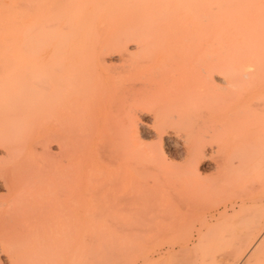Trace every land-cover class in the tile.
Segmentation results:
<instances>
[{"label": "bare ground", "instance_id": "1", "mask_svg": "<svg viewBox=\"0 0 264 264\" xmlns=\"http://www.w3.org/2000/svg\"><path fill=\"white\" fill-rule=\"evenodd\" d=\"M104 1L103 3L101 1L97 3L101 6L106 3V0ZM168 1L176 2V8L182 12L177 29L167 32H159V30L154 32L138 29H128L129 31H79L74 28L63 37H60L51 55V106L50 111L46 115H44L46 111L27 110L31 106H36L39 98L38 94H43L36 88L35 82H32L37 80L34 68L29 70L27 68L22 69L20 81L21 84L24 81L26 83L19 86L16 90L14 85H0V264H56V255H67L72 247V210L74 209L79 215V217L77 216L79 220L77 224L82 225L86 214L90 217V213L86 212L89 211V207L88 209L86 208L87 190L85 191V189L87 185L88 187L97 188L94 191L95 193L91 192L96 195L95 197L91 196L92 200L101 194V192L97 193L98 189L102 190V193L103 191L104 193L106 192V195L107 193L110 194V192L117 194V201L114 204L117 206L116 209L113 208L116 210L115 220L117 222L113 223L117 225L122 223L121 230L118 229L120 241L115 246L116 241L113 240L114 247L117 249L115 252H111L113 245L110 247L109 252L111 253L105 255L103 264H147L148 262L159 261L164 253L171 255L176 252L186 251L190 245L193 246L194 241L198 240L200 231H196L195 239L193 235H188L189 237L183 239V237L181 238L175 234L173 222L176 217L177 219L179 217L177 216L179 208L181 210L185 208L183 202L186 199L182 200L181 205L177 196L173 195H176L174 192L178 191L181 194L184 193L182 187L187 190L186 185L190 179H193V177H188L187 174H193L194 176L193 172L196 173L197 170L196 167V169L193 168L196 164L195 161L200 160L209 153H220L226 149H231L227 155H225L226 152L222 154L221 163L218 162L217 165L218 173L223 174L225 170L233 167V162L231 161L233 156H230L232 153L237 152V154H240L246 152L249 143L251 144V139L264 141V135L263 137L262 135L259 136L263 134L259 124V127L257 126L259 134L256 132L257 129H254L257 122L259 123L260 119H264V79H262L264 70L261 71V68H259L260 71L257 72L260 74H258L254 68V66H257V68L262 66L259 65L264 59L262 58L261 60V57L264 56L262 55L264 54L262 47L260 46L257 49L253 47L252 49L254 51L256 49V51L253 52L251 49V52H248L249 55L246 54L248 58L249 56L252 59L253 57L255 59L257 57L260 58V60L257 59L258 62L260 61L257 65L254 64L258 63L254 59V63L251 61L252 59H248L245 62L247 64L248 61H251L253 63L251 67H253L255 72L249 71V73H244L240 77L241 75H236L235 68L238 67L233 69L231 66L232 64L235 66V61L230 58L227 40H222L218 37L214 30V25L218 23L214 16L215 12L217 14L221 12L225 3L222 0ZM52 2L49 0V7L47 8L55 11L56 6L54 3H57L58 0H52ZM120 4L122 5L123 3L120 2ZM120 4L118 3V5ZM44 7L46 6L44 5ZM39 8V10L42 9L41 7ZM27 9L29 10V8ZM107 10H111V8ZM36 11L38 14V10ZM45 11L46 15L49 14L47 9L42 12ZM22 13L21 17L25 18L27 13H24V11ZM109 13L107 11L106 15ZM104 17L106 18V16ZM86 18H90L89 14ZM245 18L247 19L246 16ZM235 20L233 19L232 21L234 22ZM100 25L103 29V24ZM79 26L81 25L79 24ZM237 31L239 32V30ZM242 36L244 35L242 34ZM254 54L259 56L255 57L256 55L254 56ZM229 58L234 63L231 62L229 64ZM140 59L141 63L147 62V66L155 71L154 80L147 86L149 91L145 94H138L136 100L133 101L134 104H128L129 107H127V98H123V94V97L119 98L111 94L113 91L112 86L108 85L106 81L111 78L110 75L112 73L117 72L115 70H118L116 69L118 66L113 65L114 61L135 63ZM248 64L251 65L250 63ZM124 66V70L127 71L126 67L128 66L125 64ZM252 72L255 74L253 75ZM256 74H258L257 78L255 77ZM117 78L119 79L118 76ZM245 78H252L254 81L248 84ZM118 79L116 80L119 82L120 79ZM215 80L220 81L223 85H216ZM118 82L116 83L118 84ZM128 84L126 85L125 82L124 85L127 87ZM130 84H133V82ZM136 85L134 84V89ZM121 86L117 85V88H120L119 91H123V87H125ZM104 89L108 91L107 96H104L106 94H104ZM128 91L130 90L128 89ZM140 91L138 90V92ZM131 95L133 94L131 93ZM152 97L154 99L153 103L150 102L151 106H147L145 102ZM42 99L44 100V98ZM258 100L261 102L259 101L258 103ZM44 101L46 102V98ZM254 103L256 107V120L254 122L256 123L253 124V118L250 123L246 121L245 116H248L247 113H250L248 112L249 107ZM143 111L152 112V119L150 120H152L154 127V138L157 140L150 144L138 141L141 152L145 153L146 157L150 158L154 164L152 168H148L147 163L145 172L141 171L144 174L137 172L139 170L137 168L136 170L128 167L123 160L127 149H129L128 144L132 143V139H137V122L141 121L140 119L138 120V116ZM113 113L117 115V117H111L116 118L115 125L118 124L117 137L112 131L108 133L111 139L113 136H110V134L116 137H114L112 144L116 139L118 147L114 148V144L112 145L111 143L112 147H110L108 138L103 137L101 134L102 139H105L102 143H106V148L103 145L102 150L100 149L102 143H100L99 124L107 120L109 121L105 122V125L109 124L110 119L108 118ZM252 113H250V116H252ZM40 114H43V118ZM256 116H259V118L257 117V119ZM40 117L41 125L38 126L37 120ZM91 119L92 125L89 124V127L91 129L92 126V131L88 138L85 137L87 139L85 144L87 143L86 145L88 146L87 155L84 156V151L81 150L84 158L86 157L87 163L77 168V158L74 152V123L78 129L79 123L84 122L86 124ZM245 122L248 123L246 124ZM251 124L255 126H253V129L252 126L250 127ZM262 124L264 126V123ZM109 125L111 126V124ZM109 125L106 126V129ZM247 125L252 131L248 127L246 128ZM112 126L114 130L116 126ZM212 127H214V130H212ZM25 131L27 132V137L23 139L21 134ZM146 131L148 132V129L144 128L143 134L141 133L143 137L149 135L148 133V135L146 134ZM181 131L183 132L182 142L179 144L174 140L171 133L174 135ZM208 131L216 133L220 141V145H216V150L210 149L209 152L207 145L211 143L210 140L215 135L211 132V134H208ZM86 133L84 136L88 135ZM39 134L41 136V139H39L40 143L48 152V160L36 158V145L33 140ZM164 136L167 137L165 145L168 146V149L166 151L163 150L162 145ZM85 144L81 146L86 148ZM179 146L183 148L182 150L180 148V151H183L182 156L181 152L176 150ZM78 150L80 149L78 148ZM167 160L181 162V164H176L177 172H169L170 175L163 174L162 167L166 166ZM133 164L135 166V163ZM149 164L151 165V163ZM86 166L88 167L87 171L92 170L91 167L93 166L96 172V174L92 172L90 176H87L90 180L88 184L80 182L82 177L80 173ZM138 167H140L139 164ZM258 169L257 167L253 168V170ZM137 173H141L140 175L142 176H138ZM196 174H199V172ZM196 174L195 176H198ZM147 175L154 180L153 188L157 189L158 187L164 195L159 202L160 207L158 208H161V210L155 209L153 206L150 209V206H148L150 210L144 209L147 213L144 210L143 213L141 208L138 209L139 211L141 210L140 212L134 208L133 202L135 201H132V199L137 196L133 197L134 193L131 196L132 199H128L126 196L134 192L137 187L143 189L145 185H143L142 181ZM146 191L149 192V189ZM151 193L149 192V196ZM152 195L150 196L151 198H156L152 197ZM103 196L107 199L110 197L105 196V194ZM149 196L147 195L148 198L144 197L148 200ZM138 197H141V192ZM153 199H151L152 204ZM138 200L140 199L138 198ZM257 201L251 195H243L240 197L239 204L240 207H244L248 203L253 204ZM138 202L136 201L135 204ZM93 203L95 202L93 201ZM107 204L110 205V203ZM236 204L237 202H233L229 205H224L221 214L217 212V215H226L230 209L235 208ZM158 210H160V213H158ZM101 215L98 217L100 218ZM215 217L214 214L210 215L209 221L216 219ZM112 218L114 219V216ZM262 229H264L263 226ZM261 233L263 232L261 231ZM83 241L85 242V239ZM257 244L260 243L258 242ZM253 250V252L256 251V249ZM129 251L133 252L130 253ZM128 253L133 255L130 261H127ZM226 256L224 264H230V258ZM240 261L239 259H233L231 263L241 264Z\"/></svg>", "mask_w": 264, "mask_h": 264}, {"label": "rangeland", "instance_id": "2", "mask_svg": "<svg viewBox=\"0 0 264 264\" xmlns=\"http://www.w3.org/2000/svg\"><path fill=\"white\" fill-rule=\"evenodd\" d=\"M100 1L103 3L104 0H100ZM100 1L99 0H63V1L61 0L59 3V0H58L57 3L59 4L54 3L56 6V9H54L55 11L53 10L51 11L50 9L47 8L49 7L48 5L49 0H44V1L43 0H33V1L32 0H25V1L23 0L21 1L20 0H0V85L1 84L3 85L6 84V86L14 85L15 90H16L17 88H19V86L26 83V81H24L21 84V81H20L22 77L21 76L22 69L27 68V70H29L30 68L31 69L34 68L36 70L37 80H34L32 82H35L36 88L40 91V93H43V94H38L39 98H38V102L36 106H31L27 110L37 111V112L46 111L44 115H46V113L50 111V106H51L50 67H51L52 51H53L54 46L58 42V39L66 35L71 29L75 28V29H78L79 31L80 30L129 31L128 29L130 30L138 29V30H143V31L145 30V31L157 32L159 30V32H164V31L167 32V31L177 29V27H179L178 24L180 21V16L182 15V12L176 8L177 3L174 1L170 2L168 0H125V1L115 0L113 4V0H106V3H104L101 6L99 3H97ZM222 1L223 3L226 4V6L224 4L223 6L224 8H222V11L219 12L218 14L217 12H215L214 16L216 17V20H218V23L214 25L215 26L214 30L218 34V37H220L222 40L226 39L228 42L227 45L230 49L229 50L230 58L234 59L233 61H235V66L233 64L231 65L232 68L234 69V67H238V68H235L236 73H237L236 75L238 76L241 75L240 77H242L244 73H247V72L249 73V71L250 72L256 71V73L260 74L257 71H260L259 68H261V71L264 70V64H262L264 63L262 62L264 60V59L262 60L264 56L261 57L262 61L261 62L259 61L260 62L259 64L257 60V59L260 60V58L257 57L260 55L259 53H258L259 55L254 54V56L256 55L255 57H257V59L253 57V59L256 60V62L258 63H254V60L250 56L248 58L246 54H248L249 51L251 52V49L253 47H256L257 49L260 46L262 47V52L264 53V50H263L264 49L263 48V45H264V0H247V1L246 0L244 1L222 0ZM77 2L78 3L80 2V4L78 5ZM116 2L117 4H115ZM120 2L123 4L121 5ZM51 3H53L52 0H51ZM118 3L120 5H118ZM42 4H44L46 7H44V5L42 7ZM39 7H41L42 9L39 10L40 9ZM27 8H29V10ZM97 8H98V11H97ZM108 8L109 9L111 8V10H107ZM44 9L45 10L47 9L48 11L47 13H49V10H50L49 14H52V15H49V14L46 15V11L42 12L44 11ZM36 10H38V14ZM22 11H24V13L25 12L27 13L25 18L21 17V15L23 14ZM28 11L29 13L30 12L31 13L29 14ZM107 11L110 12L111 14L109 13L110 15L109 14L106 15ZM115 11H119V12H115ZM240 13L242 14L241 16H240ZM85 14L87 15L85 16ZM88 14L90 18H86ZM112 14L115 17L111 16ZM104 16H106V18ZM245 16L247 17V19L245 18ZM87 19L89 20L87 21ZM233 19H236V20L233 22L232 21ZM230 23L231 24L233 23V25H231ZM79 24L81 26H79ZM100 24H103L102 25L103 29ZM236 29L239 30V32ZM242 34L244 36H242ZM237 42L239 43V45ZM252 51L255 52L253 49ZM230 58H229V64L231 62L234 63L232 60H230ZM248 59L250 60L252 59L251 61L254 64L256 65L259 64L262 66H258V68L257 66L256 67L254 66V68L256 69L254 71L253 67H251L253 66V63L251 61H248V63H250L251 65L247 63L249 67L245 63ZM236 61H238L240 64ZM124 64L128 66L126 67L127 71L124 70L125 69ZM113 65L118 66L116 67V69L118 70L114 69L118 73L117 72H115L114 74L112 73L111 75L113 77L110 75L111 78H109V80L106 82L108 85L112 86L113 91L111 94H113L114 96H117L116 98L121 97L122 94L124 96V97L122 96L123 98H127L126 99V101L128 102L127 107H129L128 104L133 105L134 104L133 101L136 100V98L138 97V94L140 93L145 94L147 91H149L147 86L151 81L154 80L153 76H154L155 71H153V69H150V67L147 66L148 65L147 62L141 63V59L137 60V62L135 63H131V62L121 63L119 61L118 62L114 61ZM131 67L133 70L131 69ZM120 72L121 73L124 72V73L121 74ZM254 74L255 73H253V75ZM258 74H256L255 77ZM253 75H252V78H254ZM117 76L119 77L120 80H123V81H120L117 78ZM252 78L251 79L245 78L246 82L250 84L251 81H254ZM259 78L261 79V77ZM116 79H118L119 82H121V84H119V82ZM262 79H264V77ZM116 82H118V84ZM125 82H126V85L129 83L127 87L126 85H124ZM132 82L133 84H130ZM140 83L144 85L141 84V87H140ZM215 83L216 85H219V86L223 85V83H221L218 80H215ZM29 84H30V81H29ZM134 84L135 85L137 84L135 86L136 90L134 89ZM117 85L118 86L122 85L121 87L125 86L126 90H125V87H123L124 88V89L122 88L123 91L120 90L122 92L121 93L119 91L120 88L118 89ZM142 88H143V91H142ZM105 89H104V94L105 93L106 94L104 96H107L108 91ZM128 89L131 92L128 91ZM138 90H141V91L138 92ZM126 91H128L129 93ZM117 93L119 94L117 95ZM131 93L133 95H131ZM42 98H44V100L46 98V102ZM128 99H130L129 100L130 102L128 101ZM149 99H150L149 101L145 102L147 106L148 105L151 106L150 102L153 103L154 101L153 97ZM259 101L260 100H258V103ZM47 102L49 103L47 104ZM255 110H256V107L254 103L249 107V110H248V112L250 113L253 112L251 114L252 116H250V113H247L248 116L247 115L245 116L246 121L250 122L253 120L252 123L253 124L256 123L254 122V120H256ZM40 116L43 118V114H40ZM41 117L38 118L37 120L38 124L37 123L36 124L38 126L41 125ZM109 117H110L108 118L110 119L109 124H111V126L114 125V127L115 126L116 127L113 130L112 128L113 126L111 127L109 124H107L109 125V127H107L106 129L107 125H105V122L109 120L105 122L103 121L102 123H100L99 124V130H100V136H101L100 143L105 141L104 138L102 139V135L103 137L108 138L107 140H109V142L106 140L108 144L110 143L112 144L114 137L115 136L117 137L118 124L115 125L116 118H111V117H117V115L116 113L115 114L113 113ZM257 117L259 118V116H256V118ZM139 119L143 121L144 123L141 121H139L140 123L137 122L138 124L137 125V139H132L133 140L132 143H130V145L128 144L129 149H127L126 151L127 153H125V156H124L125 158L123 157V160L127 163L128 167L139 169V170L136 169L137 172H141V171L145 172L144 170L147 167L146 166L147 163H148L147 164L148 168L149 167L152 168V165L154 166V164H153V161L151 162L150 158L146 157L145 153L141 152L138 141L143 142L145 144H150V143H154V141H157V140L156 138H154V135H153L154 127L151 122L152 120H150L152 119V112H147V111L141 112L140 115L138 116V120ZM262 120L260 119L259 123L257 122V124L255 125L256 127L252 124L250 125V127L252 126V129L254 127H255L254 129H257V126L259 124V126L261 127V133H263V134H260L259 136L262 135L263 137L264 126L262 123H264V119ZM89 124L92 125V119L90 121L88 120L86 124L84 122L79 123L78 129H77V125H75L74 123L73 137H74V152L77 158V168L81 167L84 163H87L85 160L86 157L84 158V156L87 155L86 153H87V147H88L86 145L87 143L85 144V141H87L85 137L88 138L89 134L92 131V126L90 129ZM141 125H143V127H141ZM104 126H105V129H104ZM248 126L249 125H247L246 128ZM144 128L148 129V132L146 131V134L147 133L149 134V135L147 134L148 136H145V137L146 138L151 137L150 139L148 138L146 139L145 137L141 135ZM115 129H117V131H115ZM252 129L250 130L252 131ZM212 130H214V127H212ZM86 131H88V133H86ZM109 131L110 133L112 131L114 135L116 134L115 136L110 134V136H113L112 139L109 137V133H108ZM170 132H171V129H170ZM210 132L213 133V131H210ZM210 132L208 131V134H211ZM253 132L255 131L253 130ZM256 132H258L257 134H259L258 129ZM85 133L88 135L84 136ZM40 134L37 135L36 139L33 140V142L36 145L35 155H36V158L38 159L48 160L49 159L48 152L45 150V147L42 145V143H40V140H39L41 139ZM171 134L174 137V140L176 142H178L179 144L182 142V134H183L182 131L174 135L173 133ZM213 134L215 136L211 138L210 140L211 143L207 145L208 152L210 151V149H212L213 151L216 150L217 144L220 145L218 136L216 135V133H213ZM21 136L23 139H25L27 137V132L25 131L24 133L21 134ZM166 139L167 137L164 136L163 143H162L164 151L168 149V146L165 145ZM256 140L257 141H255V139L250 140L251 144L249 143V147L246 152H242L240 154H237L236 152L230 155V156H233V159L231 160L233 162V167L229 168L228 170H225L223 174L218 173L217 165H218V162L221 163V159H222L221 157L223 156L222 154L226 152L225 155H227L231 151V149L229 150L226 149L220 153H216V152L214 154L209 153L205 157H202L200 160L198 159L195 161L196 164L194 163L195 165L193 166V168L194 169L197 168L200 175L196 174L198 173L197 170H196V173L192 171L194 173V176L193 174L192 175L187 174L188 177L190 178L193 177V179H190L189 183L186 185L187 190L185 187H182V191H184V193L181 194V192L178 191L179 194L178 192H174L176 195H173V196H177V198L181 202V205H182V200L184 199L187 200L183 202V205L185 204L184 205L185 208L184 209L182 208V210L181 208H179V212L177 216H179L178 219L180 221L176 217L175 221L173 222V229L175 231V234H177L181 238L183 237V239L191 235H193L195 239L197 230L200 231V236L197 241H194L193 246L190 245L188 250L178 252V253L176 252L171 255L164 253L162 255V258L159 261L148 262L147 264H224V258L226 255H227L226 257L230 258V264H232L231 260L233 259L241 260L240 261L241 264H264V236H263L264 229H262V226L264 228V141L262 142V140L260 141V139H256ZM116 142L117 141L115 139V141L113 142L114 148L118 147V144ZM84 144L86 145V148H83L85 146H81ZM103 145L106 148V143L104 142V144L102 143V145L100 146V149L102 150H103L102 148ZM112 145L110 147H112ZM78 148L80 150H78ZM180 148L181 150L183 149L181 146H179V148H177L176 150L181 152V156H182L183 151H180ZM137 149L139 152L137 151ZM81 150L84 151V154H85L84 156L82 155L83 152ZM133 163H135V166ZM149 163H151V165ZM178 163L181 164L180 161L167 160L166 166L162 167L163 174L170 175V173L177 172L176 164ZM138 164L140 165V167L141 166L142 167L141 168L138 167ZM254 167H257L259 169L253 170ZM87 169L88 167L86 166L80 173L82 176L81 181H80L81 183L88 184L89 183L88 181L90 180L87 176H90L92 172L96 174L93 166L91 167L92 170L87 171ZM159 170L162 173L160 167H159ZM141 173H137V175L139 176ZM195 174L198 175L199 177L195 176ZM143 179H142L143 181L142 180L141 181L143 182V185H145V187L143 188L144 191L141 187H137L136 190H134V192H132L131 194H128L126 197H128L129 199L134 193L133 197L135 195L137 197H134L133 199L131 198L132 201L140 202V203L138 202L137 204L133 202L134 208L136 210L141 208L142 211L141 210L140 211L143 213L145 211L144 209L148 211L152 209L151 206H153V208L155 209L161 210V208H158V207H160L159 202H160V199L163 197L164 193L157 186H156L157 189L153 188L154 180H152V178H150L148 175L144 177ZM147 188L149 189L150 193L151 192L153 193V195L157 192V194H155L154 196L151 193L152 197H156V198L153 199L150 197L151 195L149 196V192L146 191L148 190ZM96 189L92 186L88 187V185H87V188L85 189V191L87 190L86 208L88 209L89 207V211H86L87 209L85 211L90 213V217L86 214L82 222V225L77 224L79 222L77 216L79 217V215L74 209L72 210V221H71L72 222L71 223V227H72L71 228V233H72L71 234V240H72L71 246L72 247L67 255L65 256H62L60 254L56 255V258H55L56 264H103L105 257H106L105 255L116 251L117 248L114 247L113 240L116 241L115 246L118 245V241H120L119 230H121L120 227L122 225V223L120 222H118L120 223V225L114 224L117 222V220H115L116 210H114L116 209V206H117V205L116 206L114 205L116 204V201H117V198H116L117 194L110 192V194L107 193L106 195V192L104 193L103 191L102 193V190L98 189L97 193L101 192V194L98 195L97 198L92 200L93 198H91V196L92 197L96 196L95 194H93L95 193L94 191H96ZM136 191H139V192H136ZM140 192H141V197H138ZM104 194L105 196H110L111 198L110 197L109 199L105 198L103 196ZM0 195H1V192H0ZM143 195L146 197L148 195L151 199H153V204L151 203L150 198H149L150 200L148 199L150 201V204H149L148 200ZM243 195L245 196L251 195L258 201L256 203H253V204L248 203L246 206L240 207L239 201H240V197ZM138 198L140 200H138ZM144 200L147 201L148 204H146L147 202L145 203ZM93 201L95 203H93ZM233 202H237L234 209H230L226 215H220V216L217 215V212L221 214L222 208L224 205H229ZM107 203H110V205H108ZM148 206H150V209ZM102 209H107V210H103L104 211L103 212ZM160 210H158V213H160ZM140 211L138 210V212ZM145 212L147 213V211ZM213 214L216 216L215 217L216 219L209 221V216ZM99 215H101L100 218L98 217ZM92 216H94L93 217L94 219L91 218ZM113 216H114V219L112 218ZM176 221L179 223H177ZM261 231L263 233H261ZM255 234L257 235L255 236ZM84 239H85V242L83 241ZM257 241L260 244H257L258 243ZM110 247H112L113 249V250L111 249V252H109ZM250 249H251V252H250ZM253 249H256V251L253 252L254 251ZM80 252H82L83 254L82 253L80 254ZM132 252L133 251H131L130 253ZM132 257L133 255L128 253L127 261H130Z\"/></svg>", "mask_w": 264, "mask_h": 264}]
</instances>
